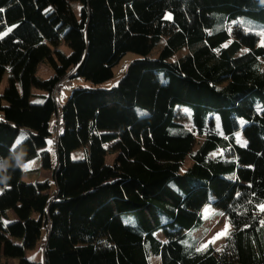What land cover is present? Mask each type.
Wrapping results in <instances>:
<instances>
[{"label": "trees", "instance_id": "trees-1", "mask_svg": "<svg viewBox=\"0 0 264 264\" xmlns=\"http://www.w3.org/2000/svg\"><path fill=\"white\" fill-rule=\"evenodd\" d=\"M243 18L264 25V0H0V264H264V38ZM71 79L90 86L59 108ZM33 160L52 193L22 180ZM205 205L232 228L220 251L192 237Z\"/></svg>", "mask_w": 264, "mask_h": 264}, {"label": "rangeland", "instance_id": "rangeland-1", "mask_svg": "<svg viewBox=\"0 0 264 264\" xmlns=\"http://www.w3.org/2000/svg\"><path fill=\"white\" fill-rule=\"evenodd\" d=\"M74 10L76 13L79 11V6L74 5ZM238 24L243 27L246 31H252L256 35L259 36V38L262 41V38H264V25H260V23L251 21L250 19H239ZM64 52H68L66 49H63ZM185 51H181L176 57L179 55L184 54ZM154 53L153 55H156ZM138 57L132 53L126 54L119 63L113 68V78L106 83L101 85V88L110 89L117 85L118 81L122 77L123 73L125 72L128 65ZM37 76L40 79H49L53 76V71L49 66L46 64H43L39 66L37 70ZM89 87L90 84L83 81L82 79H71L68 82H65L63 84V92L60 98L58 99V105L59 108L68 100L70 97L72 90L76 87ZM5 87V81L3 82V85L1 89H4ZM2 91V90H1ZM37 94L38 92H34ZM179 122L183 124L187 129H191V123H190V117L189 112L187 110H180L179 113ZM241 138L242 136L239 135ZM202 141V138L198 139V142L200 143ZM47 150L50 154L51 159V165L54 167L56 165V154L53 150V142L52 140H49L47 145ZM219 155H222V152L216 151L213 152L210 156L212 158H215ZM84 156V150H78L72 154L73 160H80ZM113 160V156H109L107 158V163H111ZM191 162L190 160L186 159L185 164L183 166V170L187 169L190 166ZM22 168V180L26 183H34L35 181H49L51 183V193L54 190V183L52 180V171L51 170H43L41 168L40 163L37 160H33L30 162H25L21 166ZM11 215V214H10ZM202 216H203V225L198 229L195 230L192 233V237L196 241V248L198 251H206L208 248L214 250V251H220L225 242L228 238L232 228H230V225L228 223L227 218L218 210H216L212 205H205L202 210ZM44 235V233H43ZM161 238V235H159ZM26 258L32 262L40 263L43 260V253H42V246L40 244L37 245V247L32 250L28 251L25 254ZM149 264H161L160 259L157 257H149L148 260ZM2 264H17L16 260H9L6 263L2 262Z\"/></svg>", "mask_w": 264, "mask_h": 264}, {"label": "built area", "instance_id": "built-area-1", "mask_svg": "<svg viewBox=\"0 0 264 264\" xmlns=\"http://www.w3.org/2000/svg\"><path fill=\"white\" fill-rule=\"evenodd\" d=\"M62 92H63V83H60L56 86L55 90L52 93V98L54 99L55 102L58 101V99L62 95ZM57 121L58 120L54 118L51 126V137L54 141H56L58 132L62 129V125L59 124Z\"/></svg>", "mask_w": 264, "mask_h": 264}, {"label": "snow or ice", "instance_id": "snow-or-ice-1", "mask_svg": "<svg viewBox=\"0 0 264 264\" xmlns=\"http://www.w3.org/2000/svg\"><path fill=\"white\" fill-rule=\"evenodd\" d=\"M261 210L264 211V205H261Z\"/></svg>", "mask_w": 264, "mask_h": 264}]
</instances>
